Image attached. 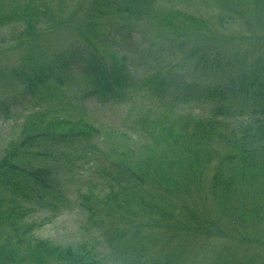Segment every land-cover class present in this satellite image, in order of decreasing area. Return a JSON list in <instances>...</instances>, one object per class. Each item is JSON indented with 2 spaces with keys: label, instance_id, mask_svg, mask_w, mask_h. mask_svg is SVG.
Returning <instances> with one entry per match:
<instances>
[{
  "label": "rangeland",
  "instance_id": "rangeland-1",
  "mask_svg": "<svg viewBox=\"0 0 264 264\" xmlns=\"http://www.w3.org/2000/svg\"><path fill=\"white\" fill-rule=\"evenodd\" d=\"M108 1L0 0V156L26 121L73 122L63 130L73 131L66 137L76 150L72 162L65 147L36 162L53 168L60 199L53 185L52 199L23 202L27 234L54 246L90 249L96 264H264V177L252 184L232 179L241 152L229 136L238 132L230 116L246 117L264 104L257 95L264 72L256 74L258 66L264 69V0H159L129 20L98 11ZM17 7L28 10L20 14ZM108 51L124 58L127 87L101 102L84 96L92 74L83 60L94 54L109 68ZM66 56L77 64L62 82L51 77L45 89L25 92L26 75ZM255 75V87H242ZM151 77L154 83L143 87ZM186 83L227 94V113L215 117L206 134L190 137L183 128L191 115L210 117L220 98L200 100L198 90L186 95L185 86H176ZM154 85L162 90L154 92ZM165 119L175 130L162 128ZM144 160L151 161L144 174L192 177L186 188L170 192L130 182L122 164L140 170ZM225 182L228 190L220 186ZM139 196L153 207L151 221L135 212ZM155 209L169 216L163 220ZM7 236L5 228L0 244Z\"/></svg>",
  "mask_w": 264,
  "mask_h": 264
},
{
  "label": "trees",
  "instance_id": "trees-1",
  "mask_svg": "<svg viewBox=\"0 0 264 264\" xmlns=\"http://www.w3.org/2000/svg\"><path fill=\"white\" fill-rule=\"evenodd\" d=\"M157 1L159 0H109L108 2H103L98 11L101 9V12L105 14V11L111 10L117 15H122L125 20H129L132 14L142 13ZM16 9H18L20 14L28 10L27 7H17ZM189 19L193 23H198L194 18ZM28 21L27 27L33 29L34 26L30 20ZM165 21L166 19L163 17L159 23L163 25ZM123 28L126 27L124 26ZM108 54L113 57L112 65L109 68L101 66L94 54H86L88 58L86 60L82 59L85 62L83 68L92 74V87L84 93L85 97L94 96L100 99L101 102L112 101L115 99L118 90L127 87L124 77V58L116 56L114 52L108 51ZM76 64L72 58L69 59L66 56L57 57L48 66L38 67L33 76L26 75L28 85L25 92L35 94L36 91H39V88L45 89L49 84L46 81L51 77L62 82L63 73L70 71ZM261 70L264 72V69L258 66L256 74ZM256 81L257 75L253 78L251 85L245 83L242 87H255L254 83ZM153 83L154 78L151 77L146 80L143 87L151 86ZM52 85L57 88L54 82ZM176 86H185L186 95L195 93L198 90L197 93L200 100L220 98L210 117L206 114L205 118L201 117V114L198 117L191 115L190 120L187 121L183 128V130L190 131V137L206 134L205 130L214 129L215 117H220L227 113L228 108L222 105V101L227 100L225 90L212 87L199 89L188 83L176 84ZM152 89L154 92L162 90L159 85L152 86ZM41 93L44 92L41 91ZM257 95L264 96L263 85L258 88ZM230 117L234 120V126L238 132L229 136L234 139L241 152V166L232 179L238 177L243 181L242 183L252 184L257 180V177H264V156L261 155L264 153V104L259 110L253 109L246 117ZM40 118L46 120V115L44 114ZM26 122L18 136L8 142L3 155L0 156V233L5 228L8 231L7 238L0 244V264H25V262L26 264H96L95 257L90 249L85 251L72 246H54L45 240H31V237L27 234L28 226L24 225L22 223L23 220H21L27 214L26 209L22 205L23 202L34 200L38 203L48 201L45 199H52L54 197L53 185H55V197L60 199L57 184L55 179L52 178L53 168L42 167L36 162L44 157L45 154L53 152L52 149L57 147L68 148L70 151H63V154L69 162H72L76 150L66 138L71 137L70 135L73 134V131L63 132L67 126L73 125L71 120L54 117L45 122L43 120ZM82 126L87 135L93 133V130L86 125ZM162 128L167 131L175 130L170 119H165V124L164 126L162 125ZM84 130L79 131L75 135H84ZM192 145L201 149L204 148V144ZM171 161L174 165L175 161ZM181 161L182 159H179L176 162L181 163ZM122 165L127 171V178L131 179L129 180L130 182L144 185L143 187L155 186L166 192L175 191L179 187L186 188L188 180L192 177L186 174H177V177H173L171 174L163 173L162 171H151L149 174L148 171L144 174L145 168L150 169L151 167L150 160L139 162L137 167H142L140 170H133L125 164ZM168 165H171V162H168ZM228 184L229 182H225L220 186L228 190ZM214 187H216V184ZM162 199L166 203L169 202L165 196ZM131 202L132 200L128 201V203ZM117 205L122 207L124 204L117 202ZM138 209L139 215L147 213L148 219L150 221L153 219V207L148 200L143 199V196H139L135 202V212ZM155 212L163 220L169 216L166 214L165 209H155ZM16 220L21 221L16 225L14 222ZM189 225L190 223L187 222L184 227ZM186 230L189 229L186 228ZM201 231L206 232L200 228L196 230V232ZM12 246L17 247L16 251L13 250ZM164 264L170 263L166 262Z\"/></svg>",
  "mask_w": 264,
  "mask_h": 264
}]
</instances>
